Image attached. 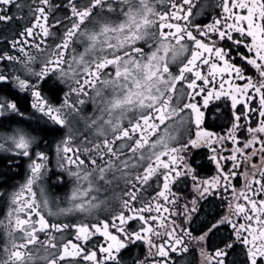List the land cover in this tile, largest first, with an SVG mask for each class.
Segmentation results:
<instances>
[{
  "label": "snow or ice",
  "instance_id": "snow-or-ice-1",
  "mask_svg": "<svg viewBox=\"0 0 264 264\" xmlns=\"http://www.w3.org/2000/svg\"><path fill=\"white\" fill-rule=\"evenodd\" d=\"M0 157V264H264V0H0Z\"/></svg>",
  "mask_w": 264,
  "mask_h": 264
},
{
  "label": "flooded vegetation",
  "instance_id": "flooded-vegetation-1",
  "mask_svg": "<svg viewBox=\"0 0 264 264\" xmlns=\"http://www.w3.org/2000/svg\"><path fill=\"white\" fill-rule=\"evenodd\" d=\"M52 137H49L51 139ZM0 160H2V157H0ZM4 167L3 163H0V168ZM26 169V162L21 160L19 165V176L17 177L18 180L23 179L24 171ZM68 186L66 185H56L55 183L49 184L48 194L50 199H56V198H63L65 194L68 192ZM218 242V241H217ZM211 247V242L210 245Z\"/></svg>",
  "mask_w": 264,
  "mask_h": 264
}]
</instances>
